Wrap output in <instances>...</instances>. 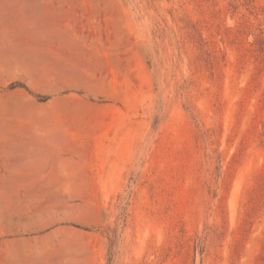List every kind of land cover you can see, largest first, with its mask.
Masks as SVG:
<instances>
[{"label":"rangeland","instance_id":"1","mask_svg":"<svg viewBox=\"0 0 264 264\" xmlns=\"http://www.w3.org/2000/svg\"><path fill=\"white\" fill-rule=\"evenodd\" d=\"M0 186V264H264V0H0Z\"/></svg>","mask_w":264,"mask_h":264},{"label":"crops","instance_id":"2","mask_svg":"<svg viewBox=\"0 0 264 264\" xmlns=\"http://www.w3.org/2000/svg\"><path fill=\"white\" fill-rule=\"evenodd\" d=\"M32 1L35 3L44 2V0H10V2H15L16 4H18L20 6H23V5L27 4L28 2H32ZM23 18H25V17H23ZM44 178L49 179L50 181L44 179L43 181H39L36 184V183H31L29 181H23L22 180V181L16 182L14 185V188L23 189V190L30 188V187H35V186H38L40 188H61L64 186L61 183H65L68 180L69 175L66 171L51 170V171L46 172ZM8 188H12V186H0V190L8 189ZM1 193H4V192L0 191V194ZM7 193H10V192H7ZM20 193L24 194V197H25V195H28V193H26L25 191H22ZM1 211H3V208L0 205V212ZM10 260H12V259H10Z\"/></svg>","mask_w":264,"mask_h":264}]
</instances>
